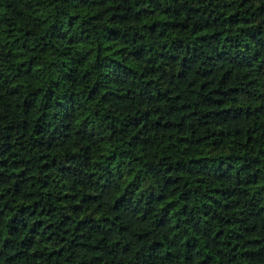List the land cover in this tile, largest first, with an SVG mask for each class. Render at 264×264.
I'll return each mask as SVG.
<instances>
[{"label":"trees","instance_id":"16d2710c","mask_svg":"<svg viewBox=\"0 0 264 264\" xmlns=\"http://www.w3.org/2000/svg\"><path fill=\"white\" fill-rule=\"evenodd\" d=\"M0 264H264V0H0Z\"/></svg>","mask_w":264,"mask_h":264}]
</instances>
